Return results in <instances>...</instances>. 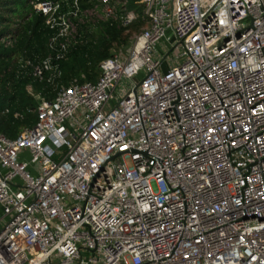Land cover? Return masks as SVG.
Returning <instances> with one entry per match:
<instances>
[{
    "label": "built area",
    "instance_id": "1",
    "mask_svg": "<svg viewBox=\"0 0 264 264\" xmlns=\"http://www.w3.org/2000/svg\"><path fill=\"white\" fill-rule=\"evenodd\" d=\"M81 1L34 4L53 30L35 77L62 74L81 25L135 16ZM141 2L126 58L51 99L28 85L36 124L0 133V264H264V0Z\"/></svg>",
    "mask_w": 264,
    "mask_h": 264
},
{
    "label": "trees",
    "instance_id": "2",
    "mask_svg": "<svg viewBox=\"0 0 264 264\" xmlns=\"http://www.w3.org/2000/svg\"><path fill=\"white\" fill-rule=\"evenodd\" d=\"M37 1L0 0V133L11 139L38 120L39 100L28 91V85L51 99L61 84H68L75 77L82 81L84 74L88 80H95L100 62L113 56L115 48L127 45L148 21L141 0H127V9H118L135 15L128 26L119 25L113 18L81 25L82 42L73 45L58 61L62 74L54 76L52 71H46L39 78L32 74L26 61L37 64L48 56L53 30L36 11ZM81 3L83 8L90 4L85 0Z\"/></svg>",
    "mask_w": 264,
    "mask_h": 264
},
{
    "label": "rangeland",
    "instance_id": "3",
    "mask_svg": "<svg viewBox=\"0 0 264 264\" xmlns=\"http://www.w3.org/2000/svg\"><path fill=\"white\" fill-rule=\"evenodd\" d=\"M165 44H168V42H167L166 39L162 40L159 43V45L157 46V48H156V50H157L156 51V54H157L156 55V58L162 59L164 57V55H165L166 52H164V47L163 46ZM125 48H126V45L124 47L121 46V47L115 48L113 51L119 52L121 49L124 50L125 56H122V57L123 58H126L127 55H128V53L125 50L128 47L126 49ZM170 56H171L172 60H168L167 61L168 63L165 61V66L166 65H176L178 63L183 62V60H184V59H176L175 56H174V54H171ZM99 73H100V69H99V66H98V70L96 71L95 80H91V81L95 82L97 80L98 76H99ZM131 83L132 82L130 80H126V79H122V80L119 81V83L116 85V88L113 91L112 100L110 101V105L111 106L114 105V104H116L118 102V100L120 99L121 95L123 94V90L124 89H128L129 86L131 85Z\"/></svg>",
    "mask_w": 264,
    "mask_h": 264
}]
</instances>
